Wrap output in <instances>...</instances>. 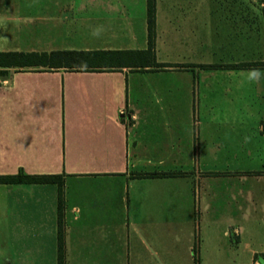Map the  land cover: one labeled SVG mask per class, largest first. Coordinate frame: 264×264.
<instances>
[{"label":"crops","instance_id":"crops-1","mask_svg":"<svg viewBox=\"0 0 264 264\" xmlns=\"http://www.w3.org/2000/svg\"><path fill=\"white\" fill-rule=\"evenodd\" d=\"M146 47V0H0V52ZM154 54L0 67V175L62 181L0 183V264H264V0H155Z\"/></svg>","mask_w":264,"mask_h":264},{"label":"trees","instance_id":"trees-1","mask_svg":"<svg viewBox=\"0 0 264 264\" xmlns=\"http://www.w3.org/2000/svg\"><path fill=\"white\" fill-rule=\"evenodd\" d=\"M147 47L141 50H75L54 51H8L0 52V67L33 69L37 71L64 68L67 70H102L122 66H165L157 63L154 54L155 37V0H146ZM254 65L242 63L239 66ZM6 72L0 70V73ZM57 183L58 208L60 209L62 181L58 175H29L22 171L14 175H0V183ZM58 264H63L61 241L59 238Z\"/></svg>","mask_w":264,"mask_h":264},{"label":"rangeland","instance_id":"rangeland-1","mask_svg":"<svg viewBox=\"0 0 264 264\" xmlns=\"http://www.w3.org/2000/svg\"><path fill=\"white\" fill-rule=\"evenodd\" d=\"M32 37L33 40L38 39L39 37V19H33L32 20ZM37 43H33L35 46ZM221 164V163H220ZM223 164V163H222ZM229 166L233 165L229 163ZM224 227H220V230H223ZM241 235L246 239H249L250 241L254 242L255 244L263 242L264 241V225H255V226H250V227H240ZM229 233L231 232L232 229H228ZM218 235L222 236L221 231L218 232ZM226 235V234H225ZM223 238V237H222ZM227 240V238H224V242ZM207 261H221V259H206ZM223 263L222 264H234L235 260H233L230 257H225L222 259ZM234 261V263H233ZM220 264V263H219Z\"/></svg>","mask_w":264,"mask_h":264}]
</instances>
